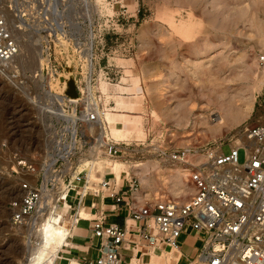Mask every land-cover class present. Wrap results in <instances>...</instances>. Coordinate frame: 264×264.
I'll return each mask as SVG.
<instances>
[{"label": "built area", "instance_id": "obj_1", "mask_svg": "<svg viewBox=\"0 0 264 264\" xmlns=\"http://www.w3.org/2000/svg\"><path fill=\"white\" fill-rule=\"evenodd\" d=\"M7 2L10 9H15L13 16L18 22L11 23L10 11L6 14L0 7V74L14 87H25L33 103L47 106L45 113L58 119L55 136L38 159L13 152V162L0 167V182L8 176H19L18 191L16 188L8 205L11 224L26 225L42 208L45 188L56 190L61 178L65 194L58 201L70 203L67 210H75L71 215L74 223L81 218H77L79 208L89 196L93 198L92 208L97 207L96 197L101 203L112 198L116 204L124 202L127 211L122 225L107 222L101 205L98 215L91 219L95 222L93 236L99 240L97 255L80 260L59 253L57 260H64V264H156L153 250L166 255L180 253V237L188 228L195 231L202 245L188 256L187 264H264V122L236 129L239 142L235 145L227 135L219 141L183 146L176 144L175 135L161 132L155 137L151 152L156 159L190 169L188 179L193 190L186 201L165 195L147 198L138 174L123 172L119 183L111 167L92 180V165L76 171L78 162L73 159L80 160V154L88 156L83 150H90L96 141L111 158L127 159L144 153L143 147L138 149L143 142L102 138L98 130L111 107V101L106 102L108 87L120 84L125 72V67L111 58L136 56L134 33L141 8L136 1L135 8L130 9L125 0ZM117 5L119 13H115ZM30 8H36L37 13L31 15ZM16 30L39 38L42 59L37 71L27 73L21 62L12 65L22 48ZM258 61L264 67V50L259 51ZM62 72L73 75L75 96L51 89L49 82ZM102 81L107 84L106 91ZM27 82L38 89L36 94L28 91ZM41 96L45 101H40ZM73 136L78 142L69 150L66 144ZM226 144L230 146L228 153L223 150ZM240 148L245 150L244 162L238 158ZM195 154L204 155V159L191 162ZM177 262L174 258L167 263Z\"/></svg>", "mask_w": 264, "mask_h": 264}, {"label": "rangeland", "instance_id": "obj_2", "mask_svg": "<svg viewBox=\"0 0 264 264\" xmlns=\"http://www.w3.org/2000/svg\"><path fill=\"white\" fill-rule=\"evenodd\" d=\"M136 1L141 8L134 33L136 56L111 58L126 69L122 82L108 87L107 103L111 101L114 116L110 117L117 122L111 131V138L134 144L143 141L138 149L143 147L144 153L127 159L116 158L118 161L113 165L117 163L118 178L122 167L132 166V170L128 166L130 173L140 176L148 198L165 195L177 199L169 184L170 177L183 170L189 174L190 169L187 165L164 164L156 159L151 146L158 134L175 135L178 146L215 142L226 135L233 144L239 131L236 129L240 126L264 122V68L258 62V53L264 50V45L260 43L263 37H259V30L264 26V0H125V3L134 9ZM8 4L7 0H0V7H4L7 13L10 11V22L15 25L18 22L13 16L15 9H10ZM28 12L35 15L37 9L30 8ZM116 12H120L119 5L115 8ZM17 35L22 47L19 63L25 64L27 73L37 71L38 38L20 30H17ZM248 66L255 67L256 82L246 78L245 69ZM27 83L28 91L36 94L38 89ZM101 83L106 91V82ZM222 84L229 89L226 91L231 97L238 96L233 101L236 109L246 108L243 100L250 99L251 111L239 124L230 123L223 132L213 134L200 123L217 106L209 99L219 96L217 91L221 90L219 85ZM248 87L251 90L247 92ZM41 98L40 101L46 99ZM37 104L33 103L26 89L14 87L0 74V167L13 162V152L38 159L50 146L58 128V119L47 115ZM183 116L189 119L186 126L187 119L181 120ZM198 120L200 123L195 126ZM3 143L8 147L2 148ZM84 150V154H89L88 148ZM223 150L228 153L230 146L226 144ZM195 155L191 162L204 159L202 154ZM245 157L244 148H240L239 161L244 162ZM78 160V157L73 159L76 163ZM92 173L91 176L97 175ZM111 175L108 170V176ZM18 178L8 176L0 182V264L21 263L27 256L28 230L34 219L31 217L28 225L14 227L10 222L8 206L15 195ZM192 190L178 199L188 200ZM91 199L88 197L85 203L89 204ZM95 200L99 202V198ZM74 211L67 210L66 218L73 221L71 215ZM87 226L88 223L82 222L80 229ZM197 244L201 246L202 241ZM183 250L191 254L196 251L190 243ZM74 254H77L76 251Z\"/></svg>", "mask_w": 264, "mask_h": 264}, {"label": "bare ground", "instance_id": "obj_3", "mask_svg": "<svg viewBox=\"0 0 264 264\" xmlns=\"http://www.w3.org/2000/svg\"><path fill=\"white\" fill-rule=\"evenodd\" d=\"M4 12H5V10H4ZM6 14H7V12H6ZM15 33L17 34V30L15 31ZM259 34H260L259 37H261V38L263 37L260 40V43H261V45H264V35H263L264 34V26H262L260 28ZM36 42L37 43L39 42V38L37 39ZM37 48H38V46H37ZM38 50L39 51L36 50L37 52H39V53H37V54H39L37 57L38 58L37 60L39 62L38 63L39 65H37V70L39 69L40 61L42 59L41 52H40L41 47ZM21 55H22V48H21L20 53H18L15 56L14 62H12V65H14L15 63H19V60H20L19 58ZM35 61L36 60H34V62ZM254 69H255V67H252V66L246 67L245 76L248 80L251 81V79H252L253 81L256 82V77L254 76L256 73H255ZM63 73L64 72L60 73L55 78L51 79V81L53 80L52 83H50L51 81L49 82L51 89L53 91L61 94V95H64V96L65 95L66 96H69V95L75 96V90H74V86H73L74 80L72 81L73 77L72 78L70 76L67 77L68 75L72 76V74L70 72H66L64 74ZM101 85H102V83H101ZM223 86H224L223 84L219 85V87H221V90L217 91V93L219 95L217 98L212 97L209 99V100H212L214 104H217V106L213 107V109L211 110L213 113L210 116H208L207 118L204 117L202 119L201 123L199 122V120L195 122V126L200 123V125L206 126L207 129L213 134L223 132V129L226 126H228V124H230V123H231V125H233L234 123L239 124L243 120V118L249 114L248 112L251 111L250 110L251 109L250 99L249 100L245 99V101L242 99L243 102L245 103L244 106H247L246 108L236 109L234 104H233V101L238 96L237 97L236 96L231 97L230 94H228V92L226 91V89H228V88L226 86H224V87ZM23 88L25 90V87H21V89H23ZM64 89H67V91H65ZM246 90H247V88H246ZM250 90H251V88L248 87L247 92ZM38 106L44 112L47 110L46 108H44L47 106L43 105L44 107H42L41 104H39ZM108 109H110V110H107L106 115L103 118V122L101 123V126L99 127L98 130L100 132V137H102V138L107 137L108 139H112L111 138V131H112V129H114V127L116 126L115 124H117V122L114 119H111V117H110V116H114V112L112 111L113 108L110 107ZM59 112L60 111L57 110V114H59ZM214 116H216V117L214 118ZM183 118L187 119L186 120L187 123H185L184 126L188 125L189 124L188 123L189 122L188 117L185 118L183 116L181 119L182 121H184ZM70 124L67 125V128H70ZM181 125H183V123ZM72 129H73V132L75 135L76 129L75 128H72ZM235 139L236 140L233 142L232 145H235L239 142V137L236 136ZM77 142L78 141L75 142V139L73 136L72 141H70L69 143L66 144V148H68L69 150L73 149V147L77 145ZM79 142H80V140H79ZM137 142L140 143L143 141H137ZM121 143H127V142H121ZM128 143H132V142H128ZM100 146L101 145L99 144V142L96 141V143L89 150L90 151L89 155L88 156L82 155L80 160L78 161V164H77V170L76 171H83L87 165H92V170L89 173V177L92 180H96V179H98L99 176H103L105 174L106 167H111L112 171L117 175V172H116L117 163H115V166H114L113 162H117L118 160H116V158H111V157L105 155V152L103 151V149H101ZM198 161H200V160H198ZM126 164H128V162H126ZM164 164L176 165L175 163H164ZM79 165H81V166L79 167ZM128 166L129 165H125V167H122L121 172L119 173V175H120L119 176V183L122 182V173L123 172H127V173L131 172L132 166L131 167L129 166L131 168V170H130V168H128ZM78 168H79V170H78ZM127 168L129 170H127ZM134 168H136V166ZM92 172H96L94 174L95 175L97 174V175L91 176V174H93ZM188 175L189 174H188L187 170H183L181 172L177 171L175 174L171 175L169 184L172 188V191H173V194L175 197L180 198V195H182V196L184 194L188 195V192L190 190H192L191 185H189ZM47 182H48V179H46L45 183H47ZM141 182H142V180H141ZM142 187H143V184H142ZM17 191H18V187H17ZM64 194H65V186H64V181L61 178L59 179L58 187L56 190L50 191V189L45 188L42 203L40 205V207H42V208L38 209L37 213H35V215L30 216V218L33 217L34 221H31L32 224L30 225V228L28 230L29 239H28V242L26 245L27 246L26 247V250H27L26 255L27 256L21 263L20 262L18 263V261L16 259V261H17L16 263H14V261H12L11 263L9 262V264H17V263L18 264H56L57 258L59 256V252L62 249L63 245L66 243L67 237L70 235L72 227H73V224L68 222L63 216L64 210H66L68 208V202H65V205H63L62 203H60L58 201L62 198V196H64ZM145 196L147 198L149 197V195L147 193H145ZM81 207H83V206H81ZM80 208H79V210H80ZM44 211H46V213H44ZM78 214H79V211H78ZM80 216L81 217H87L86 214H83V213ZM77 218H78V215H77ZM14 227H16V226H14ZM15 253H17V251ZM160 253L161 252H159L158 250H155V249L153 250L152 255H153L154 260H156L158 258V256H160V255H161L160 259H162V258L165 259L164 260L165 262H169L168 259H173L174 255L183 257L182 252L177 253V254H168V255L162 254V253L160 254ZM17 257L19 258L20 255ZM181 258H177L176 260L180 261ZM13 260H15V259H13Z\"/></svg>", "mask_w": 264, "mask_h": 264}, {"label": "crops", "instance_id": "obj_4", "mask_svg": "<svg viewBox=\"0 0 264 264\" xmlns=\"http://www.w3.org/2000/svg\"><path fill=\"white\" fill-rule=\"evenodd\" d=\"M116 172H117L116 177H117V180L119 181L118 170H116ZM89 197H91V196H89ZM96 198H99V197H96ZM90 203L89 204L85 203V205L80 208L79 214H78V218L81 217L80 215L82 213L86 214V216L88 218L87 217H81L77 223H74L72 220L67 219L65 216L67 209L64 210V212H63L64 218L68 222L72 223L73 227H72L70 235L67 238L66 243L63 245L62 249L59 252L61 256H63V257H74V258H78L80 260L95 258V256L97 255L96 244L99 242V240L97 237L93 236V226H94L95 222L92 221L91 219H94L98 215L100 208H101V205L105 209V214L107 215V222H115V223H119L121 225L125 222V217L127 215V211H126V205L124 202L116 204L112 198H107L104 201V203H101V200L99 198V202L96 201V203H97L96 208H92L90 206ZM68 207H69V203H68ZM82 222L88 223V226L80 229V224ZM79 230L81 232H79ZM77 238H82V240H77ZM180 240H181V243H180L181 244V252L183 254V257L174 255L175 257L173 256V259L174 258L177 259V258L182 257L180 261L178 260L177 264H187L188 263V256L191 255V253L184 252L183 247L187 243H190V246L192 248L197 249L198 247H200V246H198L197 243L201 242V240L197 237L195 231H193L191 228H188L186 230V232L180 237ZM155 250H157V249H155ZM75 251L77 253L76 255L74 254ZM158 251L162 253V251H160V250H158ZM68 253H71V254H68ZM124 253H129V252L124 251ZM160 257H161V255L158 256V258L156 260H154V258H153V262L156 264H168L167 262L164 261L165 259H163V258L160 259ZM145 260L146 261L148 260L147 256L145 257ZM168 260L170 261L171 259H168ZM64 263H65L64 260H57L56 261V264H64ZM172 264H174V263H172Z\"/></svg>", "mask_w": 264, "mask_h": 264}, {"label": "water", "instance_id": "obj_5", "mask_svg": "<svg viewBox=\"0 0 264 264\" xmlns=\"http://www.w3.org/2000/svg\"><path fill=\"white\" fill-rule=\"evenodd\" d=\"M73 86H74V90H75V84H74V82H73ZM75 95H76V91H75Z\"/></svg>", "mask_w": 264, "mask_h": 264}]
</instances>
